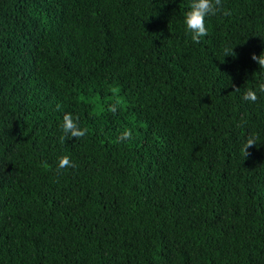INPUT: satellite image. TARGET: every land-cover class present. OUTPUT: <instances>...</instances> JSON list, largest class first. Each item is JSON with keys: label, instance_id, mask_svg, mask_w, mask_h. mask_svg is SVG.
<instances>
[{"label": "trees", "instance_id": "1", "mask_svg": "<svg viewBox=\"0 0 264 264\" xmlns=\"http://www.w3.org/2000/svg\"><path fill=\"white\" fill-rule=\"evenodd\" d=\"M191 2L0 0V264H264V0Z\"/></svg>", "mask_w": 264, "mask_h": 264}, {"label": "clouds", "instance_id": "2", "mask_svg": "<svg viewBox=\"0 0 264 264\" xmlns=\"http://www.w3.org/2000/svg\"><path fill=\"white\" fill-rule=\"evenodd\" d=\"M190 10L186 13L185 16V25L187 30L192 33L191 39L195 43L200 42L201 37H205L208 35V28L206 27V17L214 16L218 12L222 11L223 5L222 0H192L190 4ZM223 15L228 16L230 15L229 11H223ZM233 55L235 56V52L232 50ZM252 59L257 61L260 68H264V53L261 55L256 56L255 54L252 55ZM236 88L235 90H238ZM258 91L261 94H264V83L259 84ZM244 100L250 101L255 103L258 100V93L257 90L248 89L244 93ZM120 102L116 101L115 103L109 105L108 111L111 113H115L118 110ZM62 131L64 136L62 137L63 140L66 138L75 137L77 140L84 137L88 129L81 128L79 125V117H73L71 113H65L63 116V123L61 125ZM132 138V132L130 129H125L120 137H118V142H123L130 140ZM257 145V138L255 136H249L246 143L242 146V151L245 156L249 155L247 149L250 146ZM75 168L76 164H74L70 157L64 155L59 158L58 160V168L65 169V168Z\"/></svg>", "mask_w": 264, "mask_h": 264}]
</instances>
